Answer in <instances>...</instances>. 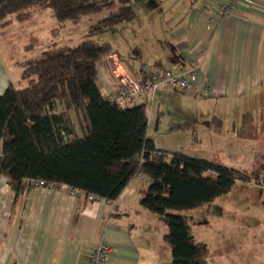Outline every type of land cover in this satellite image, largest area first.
Listing matches in <instances>:
<instances>
[{
  "label": "trees",
  "instance_id": "1",
  "mask_svg": "<svg viewBox=\"0 0 264 264\" xmlns=\"http://www.w3.org/2000/svg\"><path fill=\"white\" fill-rule=\"evenodd\" d=\"M45 8H51L58 27L86 13L106 10L88 28L89 36L108 31L122 34L123 27L117 25L136 16L131 0H0V25ZM112 50L109 39L89 37L21 61L26 85L10 84L0 94V173L17 193L25 188V178H36L76 187L85 197L109 200L116 199L136 175H147L151 181L141 189L140 203L166 222L164 237L171 251L167 264H210L206 243L195 238L187 218L176 211L211 201L237 180L259 181L260 168L249 172L157 147L148 134V104L158 90H181L160 86L150 99L136 96L142 102L105 100L96 65ZM130 52L140 50L132 47ZM140 70L143 76L141 66Z\"/></svg>",
  "mask_w": 264,
  "mask_h": 264
},
{
  "label": "crops",
  "instance_id": "2",
  "mask_svg": "<svg viewBox=\"0 0 264 264\" xmlns=\"http://www.w3.org/2000/svg\"><path fill=\"white\" fill-rule=\"evenodd\" d=\"M155 1L159 9L146 0H136V16L142 9L143 19L128 27L133 40L123 31V44L107 37L113 46L114 64L107 58L97 62L98 85L102 93L117 90L114 72L138 78L142 63L173 72L195 65L198 82L190 92L202 95L206 102L211 94L218 98L213 105L196 109L206 119V136L216 142L219 135H227L226 130L230 133L238 127L225 117L216 118L215 113L239 112L257 104L260 108L264 103V0H233L234 12L224 17L217 16V8L227 0ZM154 11L161 14L163 29L151 30L147 25L146 17ZM132 47L140 53H131ZM11 67L0 55V94L17 82L12 81ZM222 99L224 105L218 106ZM226 99L238 106L228 105ZM216 120L222 122L219 131L212 127ZM244 127L254 128L255 124ZM198 132L195 129L194 138L202 140L205 135ZM150 181L147 175L138 174L116 199L109 200L73 194L63 185L28 186L17 193L0 173V264H163L169 247L164 237L166 222L140 203L141 189ZM102 242L110 244L111 250L106 260L97 262L90 251Z\"/></svg>",
  "mask_w": 264,
  "mask_h": 264
},
{
  "label": "rangeland",
  "instance_id": "3",
  "mask_svg": "<svg viewBox=\"0 0 264 264\" xmlns=\"http://www.w3.org/2000/svg\"><path fill=\"white\" fill-rule=\"evenodd\" d=\"M146 2L159 9L155 0ZM132 3L136 9L139 7L136 0H132ZM142 11L140 9L133 20L117 25L118 28L123 27L124 35L131 40L134 37L128 27L132 21L143 19ZM105 14L106 10L86 13L78 21H67L63 27H58L59 23L51 8H45L34 12L29 18L15 19L11 25H0V55L12 64L8 70L12 81H17L15 86L22 87L27 83L22 75L21 61L51 47L75 44L89 37L97 40L112 37L123 44L125 38L118 31L88 35L90 25ZM146 20L151 30L164 28L163 18L158 11L147 16ZM139 38L143 40V35L140 34ZM119 52L120 55L123 53ZM160 91H157L155 99L147 107L148 134L157 147L182 150L249 172L264 164V103L260 108L257 104L256 107L248 106L239 112L235 109L229 113H215L216 118L223 120L225 117V121L229 120L238 128L229 130L230 133L223 131L227 135L222 138L219 135L216 142H211L206 136V119L196 113V109L203 105H213L218 98L211 94L206 102L202 95L193 94L191 90H170L163 94ZM226 100L228 105L238 106L234 100ZM224 103L222 99L216 104L222 106ZM72 117L76 119L74 113ZM221 123V120L213 122V129L219 131ZM253 123L254 128L244 127ZM195 129L205 135L202 140L194 138ZM259 173L260 180L257 182L254 179L247 182L237 180L229 191L217 195L211 201L195 208L176 211L187 218L195 238L206 243L210 264H264V166ZM170 252L168 247V255L164 256L163 264L169 262Z\"/></svg>",
  "mask_w": 264,
  "mask_h": 264
},
{
  "label": "built area",
  "instance_id": "4",
  "mask_svg": "<svg viewBox=\"0 0 264 264\" xmlns=\"http://www.w3.org/2000/svg\"><path fill=\"white\" fill-rule=\"evenodd\" d=\"M233 0H227L218 5L217 16L224 17L234 12ZM112 64V56L110 54L106 57ZM142 69L144 74L142 78H135L127 72H114V75L118 81V88L112 92L102 93L103 98L111 103L124 104L128 100H133L136 96H143L145 99L152 98L154 92L160 86L164 88H175L181 91H187L190 87L198 82L197 66H193L183 72H173L169 68H165L162 71L151 68L148 64L142 63ZM25 188L28 186L50 187L56 188L59 186H67L69 191L73 194H77L80 190L76 187L69 186L67 184H58L54 181H46L44 179L25 178ZM92 197V196H90ZM111 245L102 242L96 248L90 251V256L97 262L106 260L109 256Z\"/></svg>",
  "mask_w": 264,
  "mask_h": 264
}]
</instances>
